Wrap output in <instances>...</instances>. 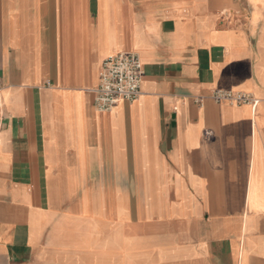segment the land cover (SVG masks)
Here are the masks:
<instances>
[{
  "label": "crops",
  "instance_id": "1",
  "mask_svg": "<svg viewBox=\"0 0 264 264\" xmlns=\"http://www.w3.org/2000/svg\"><path fill=\"white\" fill-rule=\"evenodd\" d=\"M0 264H264V0H0Z\"/></svg>",
  "mask_w": 264,
  "mask_h": 264
},
{
  "label": "built area",
  "instance_id": "2",
  "mask_svg": "<svg viewBox=\"0 0 264 264\" xmlns=\"http://www.w3.org/2000/svg\"><path fill=\"white\" fill-rule=\"evenodd\" d=\"M143 63L135 51H120L107 56L101 65L94 105L98 111H109L120 101H132L141 93ZM211 97L217 101L255 103L249 94L216 89Z\"/></svg>",
  "mask_w": 264,
  "mask_h": 264
}]
</instances>
